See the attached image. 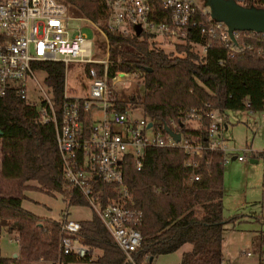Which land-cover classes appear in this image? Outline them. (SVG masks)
I'll return each mask as SVG.
<instances>
[{
  "label": "trees",
  "instance_id": "1",
  "mask_svg": "<svg viewBox=\"0 0 264 264\" xmlns=\"http://www.w3.org/2000/svg\"><path fill=\"white\" fill-rule=\"evenodd\" d=\"M237 2V0H232ZM77 10L98 19L103 12L98 0H78ZM242 5L264 6V0H246ZM199 41L204 37L191 35ZM101 46L103 38L95 35ZM110 63L108 74L116 70L139 71L142 90L124 93L116 89L110 100L119 110L138 107L143 115L168 124L178 120L181 108H191L201 100L226 109H264V58L245 53L229 58L225 48L212 43L204 54L194 49L191 39L177 43L178 53L156 46L146 34L108 32ZM44 81L56 104L62 98L64 65L61 61H38ZM86 75L89 63H80ZM262 154V153H260ZM209 163L197 169L191 180L184 166L181 148L150 147L141 169L131 154L123 160V176L130 189V205L140 211L137 228L142 242L135 256L149 255V264L159 253L176 250L184 243L180 264H222L221 238L224 224L238 218L223 213L224 163L219 152H208ZM34 188L53 194L63 193L69 204L88 205L78 190L64 178L53 123L42 122L38 105L10 92L0 97V231H16V256H3L0 264H70L95 261L123 263L125 254L93 210L81 219L79 239L89 246L94 258L83 259L59 251L60 220L39 216L22 205L24 190ZM105 202L113 195L107 184L95 183Z\"/></svg>",
  "mask_w": 264,
  "mask_h": 264
},
{
  "label": "built area",
  "instance_id": "2",
  "mask_svg": "<svg viewBox=\"0 0 264 264\" xmlns=\"http://www.w3.org/2000/svg\"><path fill=\"white\" fill-rule=\"evenodd\" d=\"M76 1L0 0V97L13 92L27 100V78L34 76L32 64L45 60L63 63L60 102L56 104L46 97L37 105L39 119L55 127L64 178L70 188L88 200L124 252L126 261L149 264L147 253L140 259L135 256L142 242L136 226L140 211L129 204L130 189L122 168L125 156L131 154L136 168L141 169L147 148H181L190 179L198 180L197 169L202 163H209L208 152H219L223 163L233 157L244 160L245 154H233L225 135L228 128L225 111L206 100L191 108H181L178 120L171 118L168 124L145 115L135 116L130 107L125 110L114 107L109 95L111 85L140 72L116 70L108 74V32L136 34L138 24L141 31L137 35L146 34L151 39L159 36L175 44L191 39L201 49L200 54L214 43L225 48L229 58L245 53L264 58V32L233 30L231 34L224 21L211 15L204 1L98 0L103 9L98 19L70 15L71 5ZM72 18L86 20L105 45L98 44L95 37L89 38L80 27L73 31L69 24ZM195 33L205 40L193 38L191 35ZM69 62L90 64L84 92H69ZM98 182L109 185L113 191L105 202L101 200V192L94 189ZM65 199L68 201L69 197ZM60 221V253L91 259L89 246L79 239L80 221L67 216Z\"/></svg>",
  "mask_w": 264,
  "mask_h": 264
},
{
  "label": "rangeland",
  "instance_id": "3",
  "mask_svg": "<svg viewBox=\"0 0 264 264\" xmlns=\"http://www.w3.org/2000/svg\"><path fill=\"white\" fill-rule=\"evenodd\" d=\"M76 4L74 2L71 5L70 15L88 16L83 10L78 11ZM69 24L73 31L80 27L89 38L94 39V31L86 20L72 18ZM150 40L167 52L178 53L177 43L165 41L159 36L155 39L150 38ZM194 49L201 53L199 46L194 45ZM32 66L34 76L27 78V100L40 104L43 99L49 97L54 102L52 94L45 84L43 70L34 64ZM87 82L88 78L81 66L69 62L67 68L69 92H84L87 89ZM116 89L124 91V93L141 91V76L130 74L129 80L111 85L110 97L114 95ZM133 114L142 116V108L138 107L133 111ZM225 114L228 123L225 135L228 138L229 146L232 148L233 154H245V159L240 161L230 158L224 163L223 213L226 217L235 214L239 216L224 224L221 238L222 264H264V109L257 111L246 108L226 109ZM24 193L26 197L22 200L23 207L42 217L61 220L67 216L81 220L90 218L93 213L88 205L69 204L63 193L59 191L48 194L38 189L27 188ZM190 249L191 246L184 243L176 250L157 254L150 264H180L183 252ZM17 251L16 231L2 229L0 231L1 254L14 256ZM93 256L92 258H94ZM70 264L100 263L90 260Z\"/></svg>",
  "mask_w": 264,
  "mask_h": 264
},
{
  "label": "water",
  "instance_id": "4",
  "mask_svg": "<svg viewBox=\"0 0 264 264\" xmlns=\"http://www.w3.org/2000/svg\"><path fill=\"white\" fill-rule=\"evenodd\" d=\"M204 2L210 7L211 15L215 19L222 20L228 25L231 34L233 30L264 32V6H246L232 0H204ZM135 31L136 34L141 31L138 24L135 25ZM175 137L178 139L179 134L176 133ZM16 255L17 253H14V256Z\"/></svg>",
  "mask_w": 264,
  "mask_h": 264
},
{
  "label": "crops",
  "instance_id": "5",
  "mask_svg": "<svg viewBox=\"0 0 264 264\" xmlns=\"http://www.w3.org/2000/svg\"><path fill=\"white\" fill-rule=\"evenodd\" d=\"M190 246H191V244L190 243H188Z\"/></svg>",
  "mask_w": 264,
  "mask_h": 264
}]
</instances>
